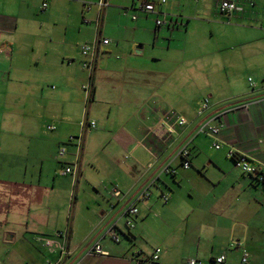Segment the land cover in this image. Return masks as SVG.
<instances>
[{
    "label": "crops",
    "instance_id": "1",
    "mask_svg": "<svg viewBox=\"0 0 264 264\" xmlns=\"http://www.w3.org/2000/svg\"><path fill=\"white\" fill-rule=\"evenodd\" d=\"M143 1L155 3L157 13L142 11ZM230 1L244 10L222 14L220 0L188 11L184 0H109L99 32L110 44L98 60L88 104L97 126L84 134L79 175L90 164L96 195L82 215L88 229L77 236L75 218L62 227L61 217L46 214L51 196L45 183L75 160L69 139L81 133L89 81L77 65L83 62L79 42L97 36L95 21L85 22L86 15L97 19V0H0V264H72L95 242L117 264L134 258L147 264L150 255L132 248L150 215L176 219L157 247L175 262H212L235 241L249 253V264H264V184L227 157L234 148L264 165V0ZM76 16L88 34L75 33ZM158 18L169 23L157 27ZM206 25L213 27L210 41L203 37ZM205 99L210 108L199 116ZM173 115L187 124L170 133ZM204 119L221 125V149L196 132ZM63 145L67 152L59 157ZM183 147L189 168L178 155ZM166 166L175 174L163 173ZM113 186L122 197L111 195ZM145 189L150 197L136 203L135 224H141L129 230L126 220L122 224L125 209ZM112 224L122 234L116 244L129 243L120 254L105 243ZM64 230L71 254L59 262V249L37 238L61 243L56 233ZM241 248H229L235 255H226L224 264L235 263Z\"/></svg>",
    "mask_w": 264,
    "mask_h": 264
},
{
    "label": "built area",
    "instance_id": "2",
    "mask_svg": "<svg viewBox=\"0 0 264 264\" xmlns=\"http://www.w3.org/2000/svg\"><path fill=\"white\" fill-rule=\"evenodd\" d=\"M168 0H159V5H165ZM199 1V0H195ZM110 2L109 0H97V8H98V17L95 20V27L97 31L96 38L88 43L85 44L81 49V54L83 57L82 67L89 73V81L87 84L83 85V90L85 92L86 96V107L84 116L80 122V129L81 133L78 136H71L69 139L70 143H73L75 146V160L72 163L65 164L61 170L60 175L64 177H72L73 180H77L80 171H81V152L83 149V143H84V134L88 130H93L96 128L97 123L95 120L91 119L88 115V104L90 103L93 95V75L95 73L98 60L100 58V55L102 54L103 48L110 44V40L108 38L100 36V26L102 23V19L104 16L105 10L109 7ZM47 8V4L44 3L42 7V12H44ZM139 8L150 14L157 13L155 3L150 1H143L139 4ZM218 9L222 14L226 15H233L235 13L242 12L244 9L241 5H239L236 1H230L225 0L221 1L218 5ZM132 19L135 20L136 16H132ZM86 23L88 21L85 20ZM165 23L162 19H156V26L161 27ZM250 86L252 88L256 87V83L250 78L249 79ZM264 85V82H263ZM210 108V103L208 99H205L202 103L201 108L198 111L199 116H203L204 113ZM172 124L170 125L169 132L173 133L176 128L185 126L187 124V120L181 116L173 115L171 117ZM49 129H54L53 126H48ZM221 125H212L211 121L208 119H204L199 123L197 126L196 132L198 134H203L209 137H212L214 139L213 147L216 150L221 149L222 145L220 143L219 139V133H220ZM67 152L66 146H61L58 151V156L63 157L65 156ZM179 156L183 159V167L189 168L190 167V161L188 160L189 157V150L186 147H183L179 150L178 153ZM227 157L230 158L235 166L240 170V172L246 176H250L254 181L264 184V165H257L255 164L248 156H246L243 153H240L234 148H230L227 151ZM163 173L168 175H174L175 169L171 168L170 166H166L163 170ZM110 193L112 196L116 198H120L123 196V193L118 189L117 186H113V188L110 190ZM150 197V193L145 189L139 191L137 194L134 195V200L132 202H129V205L125 209V218H126V226L129 230H132L135 227V217L138 215V208L136 206L137 202L143 201L145 199H148ZM162 199L164 202H167L169 200V196L163 195ZM56 236L63 241L61 243H58L54 239L51 238H37L39 242H43L44 246L46 247H53L56 246L60 251V260L59 262L69 256L71 254L70 249L68 248L66 244V239L68 236V231H59L56 233ZM105 236H108V238L113 241L114 243H120L122 234L121 231L117 228L116 224L110 225V227L107 229ZM239 242L232 241L230 244V248H241ZM241 263L246 264L248 263L249 253L244 248H241ZM161 249L156 248L154 252L149 256L148 261L149 262H158L161 255ZM86 256H107L108 253L105 252L99 242H95L91 246H89L85 252ZM226 261V255H220L212 260V262H205L202 260H199L197 258H190L186 261V264H224ZM142 261L137 259H131V261L128 264H140ZM75 264H80V261H78Z\"/></svg>",
    "mask_w": 264,
    "mask_h": 264
},
{
    "label": "rangeland",
    "instance_id": "3",
    "mask_svg": "<svg viewBox=\"0 0 264 264\" xmlns=\"http://www.w3.org/2000/svg\"><path fill=\"white\" fill-rule=\"evenodd\" d=\"M221 1L222 0H220V2ZM205 4H206L205 0H201L200 2H196L195 0H184V5L186 6L187 11L189 10V8H191L192 10H195V8H198L199 6H201V5L203 6ZM113 5H115V4L112 3V6ZM38 16H43V14L39 12ZM193 17L194 16H192V18ZM85 20L86 21H90V20L95 21L96 18H95V20H93L91 15H86ZM127 22H131V19H128ZM84 24L85 23H83L82 16H81V18H80V16H76V18L74 19V29H75L76 34L79 32L80 28L83 30L82 31L83 33L88 34L85 31H87V28H89V27H85L86 25L84 26ZM93 26L95 28V24ZM211 27L208 25H206L204 27L203 37H204V39H207L208 41H210L209 40L210 39V31L213 29V27L212 28ZM93 30H95V29H93ZM93 30H92V32H93ZM215 38H218L217 32H216ZM88 43H90V42H88ZM88 43H85L84 41L79 42L80 53H81L82 47ZM81 57H82V54H81ZM81 64H82L81 62H78L77 65L79 66V68L83 69ZM87 161H89V159ZM60 170H61V168H59L57 170V177L55 178V180L53 178V174H50L47 182L45 183V187L49 189L48 195L51 196V199L49 200V208L46 209V214L50 218H54V216H56V215L61 217V219H62L61 226L62 227H66V223H67L68 219L75 218L76 223L73 222L74 231L78 236L83 231H86L88 229V225H87L88 223L87 224L83 223L84 219L82 218V215H86V212L88 211V207H90V205L92 204V200H94L95 190L93 189L92 184H91L92 182L89 178L90 173H92L91 172L92 168H91L90 164L89 165L84 164L83 172H82L83 174H82V176H79L78 180H73L72 177H62L60 175ZM94 172L95 171H93V174H94ZM96 176L98 178L103 177L102 175L100 176L97 173H96ZM53 188H54V190H52ZM100 191H101V189H100ZM76 199H77V201H76ZM98 199H99L100 203L105 202V200L102 197L101 198L99 197ZM161 208H163V207H161ZM125 220H126V218L123 219V223H122L123 225H125V223H124ZM78 221H79V225H78ZM139 224H141V222L136 221L135 225L138 226ZM176 224H177V222H176V219H174V218H172L170 221V220H164V218H162V215L161 216H159V215L148 216L144 220V224H143L144 228L142 229V233L140 235V238L138 239V243L132 249H142V251L144 252V255H151L154 252V250L158 247V245L160 244V239L164 236V234L169 233V231L172 230L173 226ZM10 227H14V225L12 224V226L10 225ZM2 228H4V226ZM160 235H162V236H160ZM105 241H106L105 243L108 244L107 248H108L109 252H112L114 254H120L122 252V250L125 247H127L129 244L128 242H126V240H124L121 244L113 243L109 239L108 240L106 239ZM231 242L232 241H230L229 243L231 244ZM230 244H228V246H227L228 248H227V250H225V255H228V256H231L232 254L235 255V253H234L235 251L228 250L230 248L229 247ZM35 246L40 249L39 244H37ZM84 253H85V249L83 251H81L80 253L75 254L74 255L75 257L73 259L72 264H75L78 261H80V264H117V262H118V259L113 258L112 256L111 257H105V256L83 257ZM240 253L236 254L235 263L233 262V264H238V263L241 264L242 253L241 254ZM169 258L172 260H170ZM174 259L175 258L173 255H170L168 253L163 252L161 255L160 261H158L156 263L155 262H147V264H170V262L173 261ZM1 260H3V258H1ZM249 260H250V256L248 258V263H246V264H249ZM173 262L174 263H171V264H186L185 262L182 263L181 261L175 262V260ZM43 264H48V263L44 262Z\"/></svg>",
    "mask_w": 264,
    "mask_h": 264
}]
</instances>
